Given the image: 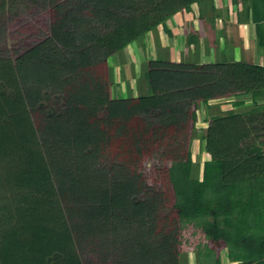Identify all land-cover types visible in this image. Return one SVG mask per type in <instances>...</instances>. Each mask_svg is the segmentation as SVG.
I'll return each mask as SVG.
<instances>
[{
  "label": "trees",
  "instance_id": "obj_1",
  "mask_svg": "<svg viewBox=\"0 0 264 264\" xmlns=\"http://www.w3.org/2000/svg\"><path fill=\"white\" fill-rule=\"evenodd\" d=\"M230 2L259 59H206L215 0L20 2L49 16L13 52L0 29V264H184L188 226L206 238L189 264H264V0ZM187 19L207 33L185 37ZM159 26L175 44L145 60L142 91L132 43ZM184 37L199 60L175 52ZM158 155L161 179L143 164Z\"/></svg>",
  "mask_w": 264,
  "mask_h": 264
},
{
  "label": "rangeland",
  "instance_id": "obj_2",
  "mask_svg": "<svg viewBox=\"0 0 264 264\" xmlns=\"http://www.w3.org/2000/svg\"><path fill=\"white\" fill-rule=\"evenodd\" d=\"M6 2H7L6 4L7 7L0 9V29H4V32H6L2 36L4 44H6V46L10 49V51L13 52L12 50L14 49V46L19 45L23 42H29L37 36L36 35L37 33L45 32V29L42 27L41 24H43L45 19H48L49 15L48 13L44 15L43 11H41L38 13L39 16H37V14H35L34 17L31 16L22 9L21 4H23L25 0H6ZM230 4H231L230 0H215V5L217 6V10L219 11V16L221 17V19L220 17H217V19L214 22V25L216 26L215 27L216 29H214L215 32L214 37L216 39L214 43L215 45H213L211 42H209L208 44L207 40L202 45V47L205 49L206 52V59L208 60L232 59V57H234L233 50L235 51V53L241 56V58L251 59L253 56V59H255L254 56L256 55L255 50L257 46L256 45L257 41L255 39L254 26L251 21H246V23L240 24L236 18V14H235L236 12L233 13L232 17L228 18L224 12L226 7ZM218 8H220V10ZM17 10L21 11L22 15L16 14ZM210 11L209 13H211ZM186 16L188 15H184V18H187ZM175 17H176V21H181L183 16L180 19V14L177 13L175 14L174 18ZM223 19H225V22ZM169 24L172 26L171 22H169ZM183 31L185 32L184 36L187 37L186 35L188 34L186 33L188 31L186 32V28L183 29ZM190 31L192 32V30ZM206 33L207 32L205 28V23L204 24L201 23L199 34L204 36ZM151 37L153 39L152 41H151ZM185 37L184 40L186 39ZM224 39L226 40L224 41ZM141 40L145 43L144 44L145 47L143 48V51H139L137 47V43ZM170 41L172 42V40L169 39V37L165 35V33H163L160 29L159 31L158 29H155L149 31L145 36H143L138 40H135L132 43L134 48L137 47L135 49L137 50V52H135L136 53V55L134 56L135 60L134 63L131 65L130 71L132 76H135L138 73V71H140V73H138L140 83L139 82L138 83L141 85L142 91L145 90V83L142 75V70L143 68H145V60L150 57L169 58L170 56L166 55L165 47L167 46L166 45L167 43L171 45ZM168 47L169 49L172 48L171 46ZM181 47L183 48V52L185 53V54L181 53L182 58L199 60L198 56L193 55V54L198 55L197 52L199 50V46L194 47L195 49L193 51L190 49L191 47L188 46L186 40L184 42L183 40H181V46L180 44H177V48L175 47L176 48L175 52L177 53L179 51V48ZM156 49L158 51H155ZM259 53H260V49L257 46L258 59L260 56ZM116 59H117L116 54H113L109 58V62L111 61V64L113 66V79L114 81L118 82V84L115 85L116 86L115 88H114V84H112L110 86V90L112 91L116 90V92H118V95H122L127 93V90H124V88L127 87V81L126 80L120 81L121 79L119 77V71L117 68L118 62L115 65L113 63V61ZM248 102L249 100L247 99L246 103ZM218 107H220L219 104H214L213 111L218 110ZM200 108L202 109V111H200L199 114L201 116H204V110L202 106H200ZM198 124H200V122ZM200 148H201V144L198 141L194 140L192 145V153L196 154L195 158L197 160H200L207 156V154L205 153L203 154V152L200 151ZM201 154L203 155V157ZM165 162L167 164V161H164L163 158H161V156L158 155L155 157H150L145 159L143 161V164L145 165V170L147 171L148 176L151 177L153 175H157L158 179H161L166 171V165H164ZM154 164L161 166L158 172H154V168L151 167ZM198 166H199L198 168L200 169L201 166L200 161ZM167 212L168 211L165 208L164 211L161 209L159 213L165 215V213ZM205 240L206 238L203 236V234L198 229H195V227L188 226L184 229L183 244L181 247L182 253L180 255V258L184 264H189L196 261L195 250L197 247V243L198 242L204 243Z\"/></svg>",
  "mask_w": 264,
  "mask_h": 264
},
{
  "label": "crops",
  "instance_id": "obj_3",
  "mask_svg": "<svg viewBox=\"0 0 264 264\" xmlns=\"http://www.w3.org/2000/svg\"><path fill=\"white\" fill-rule=\"evenodd\" d=\"M187 18H188V16H186ZM175 19V21H176V17L174 18ZM181 19V18H180ZM189 22L187 23V25L188 24H190L189 26H185L186 25V21L184 22V29L186 28V30L189 32V30H190V28L192 27L193 29H196L197 27L200 29L201 28V21H199V20H196V21H192V20H188ZM225 22V21H224ZM221 27V26H220ZM219 27V28H220ZM206 28V27H205ZM158 29V31H159V29H160V26L157 28ZM183 34V33H182ZM153 39H152V37H151V41H152ZM172 40V42L170 41V43H171V45H169L168 43L166 44L167 46L165 47V52H166V55L167 56H171L172 54H171V49H169V47L168 46H171V47H173V45L175 44V41L173 42V39H171ZM167 49V50H166Z\"/></svg>",
  "mask_w": 264,
  "mask_h": 264
}]
</instances>
